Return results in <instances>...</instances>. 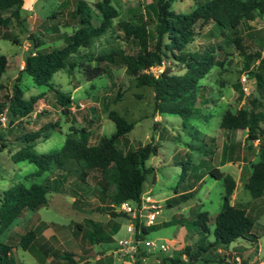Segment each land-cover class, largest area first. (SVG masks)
<instances>
[{"label":"rangeland","instance_id":"374dc122","mask_svg":"<svg viewBox=\"0 0 264 264\" xmlns=\"http://www.w3.org/2000/svg\"><path fill=\"white\" fill-rule=\"evenodd\" d=\"M94 2L97 0H86ZM206 0H171L170 8L179 13H190ZM117 16L112 26L90 47L94 52L122 50L135 54L137 47L124 41L114 24L119 21H138L140 17L150 35L154 34L156 0H111ZM74 0H26L20 16L22 28L12 19L8 29L19 39L14 44L0 38V54L7 57L8 64L0 78V114L6 117L0 126V195L12 183H43L49 180L50 191L47 205L37 210H25L14 220L1 236L0 241L12 246L10 256L22 264H172L170 259L188 260L186 248L197 249L202 243L213 241L202 236L193 225L199 212L207 211L210 227L218 213L224 194L221 180L213 179L211 168L229 174L235 180V189L230 195V204L243 207L255 219L253 233L257 242L250 243L239 238L226 246H213L202 252L195 263L185 264H264V194L252 198L245 189L250 175V166L259 159L260 143H264V120L260 122L259 140L247 137V130H224L220 127L222 116L227 111L240 108L249 111H264V86H256L257 72L264 80V61L250 60L256 53L264 57V9L256 12L253 20H241L234 29L220 33L213 23L196 24L194 41L186 50H203L213 46L217 50V65L199 81L200 90L196 104V117L186 126L177 115L158 114L154 111L153 90L136 86L134 77L124 65L109 66L108 72L86 80L76 70L68 73L66 68L57 71L51 80L52 88L39 86L21 71L24 58L34 49L28 33L35 32L42 45L40 51L61 47L65 38L76 27L69 17ZM9 12H4L7 16ZM55 14L56 17L52 18ZM58 27L57 30L51 28ZM47 30V31H46ZM240 37L243 49H238L230 39ZM165 67L172 74H182L184 68L173 59H164L162 65L152 67L157 75ZM248 75L243 90L242 76ZM17 84L25 97L41 94L32 114L23 119L12 118L7 109V96H11ZM58 89L72 98L69 113L65 114L57 103L54 90ZM119 93V98L115 99ZM251 100H254L251 103ZM115 111L133 124V128L116 141L123 152L145 143L158 145V152L150 156L145 166L151 168L145 175L140 197L155 202L159 207L154 223L135 251L119 244L128 237V221L120 215H111L115 207H109V197L102 194L101 175L89 171L81 180L78 172L68 173L62 169L32 176L36 166L27 161L14 162L11 155L23 145L21 137L39 130L47 123L57 127L46 139H37L33 149L48 152L61 148L67 136L85 127L90 134V144L101 137H109L115 131L108 118ZM185 168L186 173L182 174ZM109 186L106 194L112 193ZM178 191V192H177ZM186 197H181L180 194ZM46 228L37 236V243L24 250L19 245L20 236L35 228L40 222ZM79 226V227H78ZM94 238V239H93ZM165 249H161L160 245ZM45 250H42V248ZM63 252L73 254V263L63 259Z\"/></svg>","mask_w":264,"mask_h":264},{"label":"trees","instance_id":"16d2710c","mask_svg":"<svg viewBox=\"0 0 264 264\" xmlns=\"http://www.w3.org/2000/svg\"><path fill=\"white\" fill-rule=\"evenodd\" d=\"M171 0H156L154 34L150 35L142 18L138 21H119L114 24L122 34L124 41H130L137 47L135 54H127L122 50L94 52L91 44L102 36L111 26L113 19L118 15L111 5V0H97L89 2L76 0L69 17L76 22V27L65 38V44L50 50H37L42 42L35 32L28 33V39L34 49L24 58L21 71L28 75L32 82L39 86L52 88L53 75L66 68L68 73L76 70L86 80L101 77L108 72L109 66L124 65L129 75L134 77L136 86H147L153 90L154 111L158 114L177 115L182 123L196 117V104L199 97V81L217 65V53L222 50L219 43L217 50L209 46L203 50H186V46L194 41L196 24L213 23L220 27V33L226 29H234L241 20H253L256 12L263 11L264 0H206L190 13H179L170 8ZM24 0H0V38L19 44V39L9 29L12 19L23 25L20 11ZM4 12H9L3 16ZM56 17L55 14L50 16ZM26 29V26H22ZM57 28V27H56ZM47 31V30H46ZM238 49H243L240 37L230 40ZM164 59H173L184 68L182 74H172L165 67L159 74L154 75L150 67L160 66ZM250 60L264 61L260 53L249 56ZM8 60L0 54V78L7 68ZM256 86L261 90L264 86L262 76L255 72ZM1 87V84H0ZM57 103L63 113H69L72 98L65 92L55 89ZM119 93L116 98H119ZM41 94L25 97L22 89L14 84L11 96H7V109L12 118L23 119L31 115ZM254 100H251L253 103ZM108 118L114 123L115 131L109 137H101L96 144H90L89 131L82 127L75 135L67 136L61 148L37 152L33 149L37 139H46L57 124L47 123L39 130L21 137L23 145L12 155L14 162L27 161L36 166L32 176L38 177L44 172L53 169H62L68 173L78 172L81 180L89 171H97L101 175L102 194L109 197V207H115L121 202L140 201L142 186L146 174L151 168L145 166L146 160L157 154L158 145L152 142L145 143L135 149L123 152L116 146L118 138L127 134L133 124L115 111H109ZM264 120V111H249L240 108L235 112L227 111L222 116L220 127L224 130H247V137L259 140L260 122ZM185 168L182 174H185ZM211 178L221 180L224 185V194L220 210L215 215L212 227L209 223L207 211L199 212L193 225L198 229L202 238L212 235L213 241L200 243L197 249L186 248L188 260L181 258L170 259L172 264L195 263L202 252L213 246H226L241 238L250 243L257 242L258 236L252 229L255 219L243 207L230 204L229 199L235 189V180L231 175L211 168L208 171ZM49 180L43 183L23 182L12 183L0 195V238L10 228L25 210H37L47 205V194L50 191ZM109 186L112 193L106 194ZM245 189L252 198H259L264 194V143H260L259 159L250 166V175ZM178 192V191H177ZM186 197L185 194H180ZM112 216L124 214L110 212ZM79 227V226H78ZM46 228L40 222L35 228L26 231L20 236L19 245L24 249L31 248L37 243V236ZM151 226H141L142 235H146ZM94 239V238H93ZM12 246L0 241V264L15 263L10 256ZM42 250H45L43 247ZM46 251V250H45ZM63 259L73 263L70 252L60 255Z\"/></svg>","mask_w":264,"mask_h":264},{"label":"built area","instance_id":"2783aa9c","mask_svg":"<svg viewBox=\"0 0 264 264\" xmlns=\"http://www.w3.org/2000/svg\"><path fill=\"white\" fill-rule=\"evenodd\" d=\"M23 67V64L21 65ZM152 72V67H150ZM153 73V72H152ZM154 74V73H153ZM155 75V74H154ZM248 80V75L242 76L243 90L248 93V87L246 82ZM32 114V113H31ZM6 117L0 114V126H4ZM159 207L155 202L150 199L140 197V201H123L119 205L115 206V211L125 215L128 221L126 225V232L128 237L119 241V244L127 247L131 251H135L136 248L144 243L147 246L153 245L152 241L144 240V236L141 233V226H151L157 215V209ZM161 249H165V246L160 245Z\"/></svg>","mask_w":264,"mask_h":264},{"label":"crops","instance_id":"0c3cea01","mask_svg":"<svg viewBox=\"0 0 264 264\" xmlns=\"http://www.w3.org/2000/svg\"><path fill=\"white\" fill-rule=\"evenodd\" d=\"M35 1H36V0H32V3H34ZM75 1H76V0H74V5H75ZM25 5H26V0H24L23 7H25ZM72 10H73V9H72ZM72 10H71V11H72ZM51 29H53V30H54V29L57 30L58 27L56 28V26L54 25V27L51 28ZM259 198H260V197H259ZM41 222H42V221H41Z\"/></svg>","mask_w":264,"mask_h":264}]
</instances>
